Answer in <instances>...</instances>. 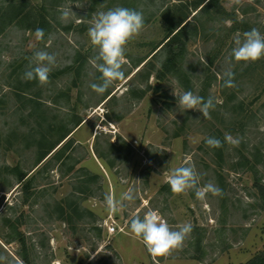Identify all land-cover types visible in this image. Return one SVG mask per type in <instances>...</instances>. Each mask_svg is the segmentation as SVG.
Masks as SVG:
<instances>
[{"label":"rangeland","instance_id":"obj_1","mask_svg":"<svg viewBox=\"0 0 264 264\" xmlns=\"http://www.w3.org/2000/svg\"><path fill=\"white\" fill-rule=\"evenodd\" d=\"M196 1L0 0V12L13 4L27 16L0 31V264H24L23 257L28 264H243L264 251V57L230 56L237 34H264V0H219L192 19L181 81L173 74L154 79L163 54L135 74L167 41L164 12L172 17L181 9L188 21ZM69 6L76 17L61 21L60 10ZM115 7L141 12L144 24L124 46V77L97 94L90 84L101 74L87 29L95 12ZM36 51L55 56L45 81L24 77ZM225 70L232 72L230 87ZM173 90L210 98L213 106L206 115L185 110ZM70 131L63 154L37 165L48 144ZM208 137L220 147L206 145ZM15 166L34 173L27 194L8 170ZM179 166H192L198 181L173 193L166 177ZM207 183L220 192L197 198L195 190ZM129 188L136 199L110 211L105 197L119 199ZM67 201L80 209L69 224L58 210ZM149 210L173 229L191 225L162 256L129 230L131 219ZM109 216L119 231L110 236L101 228Z\"/></svg>","mask_w":264,"mask_h":264},{"label":"clouds","instance_id":"obj_2","mask_svg":"<svg viewBox=\"0 0 264 264\" xmlns=\"http://www.w3.org/2000/svg\"><path fill=\"white\" fill-rule=\"evenodd\" d=\"M76 17L71 6L60 10L61 21L67 22ZM144 24L141 12L126 7H115L106 11L95 12L89 21L87 36L90 44L96 49L93 64L101 74L99 83L90 84V88L97 94H103L114 82L124 77L122 62L124 60V46L129 39L138 34ZM35 36L40 39L44 36L42 29L35 30ZM234 46L230 56L235 62H254L264 57V34L255 28L250 29L234 37ZM35 66L24 73L28 80L33 78L45 81L55 64V56L45 51L34 53ZM225 86H232V72L224 71ZM176 97V104L185 110H196L206 115L209 108L213 106L212 100L194 94L192 91H184ZM230 137L226 136V139ZM210 147H220V140L208 137L205 140ZM167 183L173 193H183L195 187L198 175L192 166H179L171 170L166 177ZM220 189L212 183L205 184L202 188L195 190L197 198H204L205 193L218 194ZM136 199L135 189L129 188L124 191L119 199L112 196L105 197L106 206L110 211H117L128 206V203ZM129 230L139 237L147 251L156 256H162L178 247L184 240L186 234L191 231V225L184 223L175 229L162 218L155 210L147 211L143 217L135 216L131 219Z\"/></svg>","mask_w":264,"mask_h":264},{"label":"trees","instance_id":"obj_3","mask_svg":"<svg viewBox=\"0 0 264 264\" xmlns=\"http://www.w3.org/2000/svg\"><path fill=\"white\" fill-rule=\"evenodd\" d=\"M219 0H197L193 6L196 10L195 14L191 17L190 20L187 21L188 13L184 14L182 13V10L179 9L178 15H171L168 12H164L163 17L166 20V22L169 24L170 27V33L166 37V42L156 51L154 55L150 57L143 65L140 67L135 74H138L141 69L147 65H149L150 61L153 58H156L158 54H163L165 56V60L162 65H160V69L156 71L154 79H156L157 82L161 81L166 75L173 74L176 76L180 81L183 78L182 70H181V63L184 58L185 52H186V36L188 33V30L191 26V21L197 19V15L207 13L214 5L218 3ZM199 8V10H197ZM26 12L23 8L17 7L15 5H10L7 9L0 12V31L4 29L5 26L10 25L12 22L17 21L22 18V16L25 18L27 17ZM23 18V19H24ZM31 28V27H30ZM34 28V27H33ZM81 121H78L75 123V131L81 128ZM75 131H70L62 137L61 141L55 144H48L45 151H43L37 161V165L41 164L43 165L46 163V161L52 157L54 154L56 156H61L65 149L69 146L68 141L72 137V135L75 133ZM69 136V137H68ZM67 138V139H66ZM66 139V140H65ZM44 140V139H42ZM63 141V142H62ZM56 145H58V148L56 149ZM40 165V166H41ZM11 174L14 176V180L17 182L18 187H20V192L22 194H27L30 190L31 183H32V173L30 176H27L26 173L21 171V169L18 166H15L11 169H8ZM256 188L258 189L259 193L263 195V188L259 185H256ZM65 205H59L58 210L60 212V218L65 223H70L71 218L74 214L79 213V206L74 204L71 201L64 202ZM15 213L16 211L13 210ZM8 226L10 228H14V224L9 220L5 219ZM20 242L23 241V237L17 239ZM24 264H28V260L26 257L22 258ZM243 264H264V251L256 253L251 259H249L247 262Z\"/></svg>","mask_w":264,"mask_h":264},{"label":"built area","instance_id":"obj_4","mask_svg":"<svg viewBox=\"0 0 264 264\" xmlns=\"http://www.w3.org/2000/svg\"><path fill=\"white\" fill-rule=\"evenodd\" d=\"M101 228H104L105 229V232L107 235H114V234H117L119 231H118V225L116 223V220L114 219L113 216H109L107 217L102 225H101Z\"/></svg>","mask_w":264,"mask_h":264}]
</instances>
